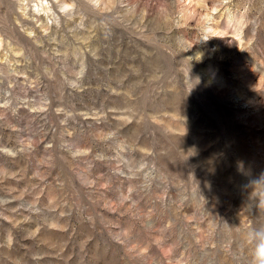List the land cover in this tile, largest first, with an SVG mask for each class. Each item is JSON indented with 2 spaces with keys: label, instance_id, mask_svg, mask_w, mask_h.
I'll use <instances>...</instances> for the list:
<instances>
[{
  "label": "rangeland",
  "instance_id": "1",
  "mask_svg": "<svg viewBox=\"0 0 264 264\" xmlns=\"http://www.w3.org/2000/svg\"><path fill=\"white\" fill-rule=\"evenodd\" d=\"M264 0H0V264H252Z\"/></svg>",
  "mask_w": 264,
  "mask_h": 264
},
{
  "label": "clouds",
  "instance_id": "2",
  "mask_svg": "<svg viewBox=\"0 0 264 264\" xmlns=\"http://www.w3.org/2000/svg\"><path fill=\"white\" fill-rule=\"evenodd\" d=\"M248 238L249 242L255 245L252 264H264V227L253 229Z\"/></svg>",
  "mask_w": 264,
  "mask_h": 264
}]
</instances>
